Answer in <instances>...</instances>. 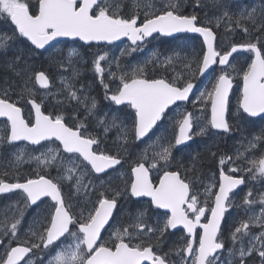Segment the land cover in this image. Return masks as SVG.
<instances>
[{"label":"snow or ice","instance_id":"obj_1","mask_svg":"<svg viewBox=\"0 0 264 264\" xmlns=\"http://www.w3.org/2000/svg\"><path fill=\"white\" fill-rule=\"evenodd\" d=\"M184 2L166 0L157 7L152 0H132L131 14H126L114 0H36L35 4L30 0H0V19L14 26L10 34H0V54L11 55L7 67L23 81L20 91L14 93L17 99H12V86L0 94V118H4L7 129L0 143L23 141L39 146L34 151L40 153L28 154V160H34L40 169L34 178L23 182L0 179V194L16 193L19 197L15 205L8 206L11 219L5 215L0 220V264H255L256 260L264 264V191L254 196L250 187L241 203H234L241 186L258 179L264 183V154L258 158L246 155L258 142H264V132L249 140L244 152L219 158L218 180L205 186L203 200L179 167L173 170L174 153L195 136L207 135L209 130L232 131L227 118L232 73L242 80L237 110L241 117L264 114V6L241 10L233 20L229 0H213L223 10L229 30L234 23L244 25L246 35L254 34L247 43L222 49L212 20L206 17L202 22L194 11L185 14L181 10ZM202 6V0H194V7ZM220 19L216 18V27ZM175 33H196L203 38L195 59L184 64L190 70L188 76L178 73L171 79L156 78L146 75L143 65L124 67L119 57L109 59L107 51L95 54L92 68L108 102V111L103 114L83 86L75 87L80 75L75 62L51 55V66L71 70L70 75L60 77L61 88L55 95L64 99L58 104L75 103L67 119L63 112L46 114L44 99L53 95L51 79L46 70H36L31 60L55 48L61 38L82 41L89 47L93 43L106 47L127 38L135 47L122 50L123 57L142 50L153 34ZM241 50L252 56L246 68L237 70L230 58ZM70 56L78 57L79 53L73 51ZM160 63L171 67L175 61L167 57ZM209 71L215 74L210 87L190 101L197 80ZM35 85L45 90L39 98ZM178 102H190L194 108L199 104L201 113L210 110V115L202 121L194 112L179 110ZM174 105L176 116L171 115ZM167 119L173 120L176 129L172 139H153L159 123ZM113 131L115 153L107 145ZM132 144L145 147L131 163L124 187L106 186L103 177L124 166ZM24 157L20 150L12 166L18 169ZM241 160L247 166L237 163ZM227 164L233 166L225 171ZM50 169L57 175L52 176ZM189 171L192 169L185 168ZM65 187L69 189L67 196ZM145 197L149 198L148 207L128 212L127 224L117 219L121 201ZM41 205L45 206L41 215L25 232L27 210ZM77 207L81 211L77 212ZM231 207L241 208L247 219H241L225 237L222 222ZM178 227L186 233L183 244L165 250L171 230ZM106 231L107 238L102 235ZM40 253L45 256L40 257Z\"/></svg>","mask_w":264,"mask_h":264},{"label":"flooded vegetation","instance_id":"obj_2","mask_svg":"<svg viewBox=\"0 0 264 264\" xmlns=\"http://www.w3.org/2000/svg\"><path fill=\"white\" fill-rule=\"evenodd\" d=\"M31 3L35 4L36 0H30ZM138 2L142 3L143 0H138ZM152 2L157 6V3L159 0H152ZM166 0L163 2H159V6L163 3H165ZM114 3H118L121 5L122 10L126 14H131L132 10V0H114ZM230 8H229V14L233 16V20H235L236 16L239 14L241 10L245 9H251L253 7L260 9L262 6H264V0H229ZM202 7H194V0H185L184 7L181 9L185 12V14H190L193 11L198 15L200 18V21H205L206 17L207 19L212 20V27L213 30L217 34V44L220 48H224V36L228 34V21L226 18L222 17L221 9L218 8L216 5H214L213 0H202ZM158 6V7H159ZM143 10L141 9V12ZM221 17L220 19V26L216 27V18ZM244 25H241L240 27H237L234 23L232 24L231 29H243ZM251 28V25H248ZM13 25H11V22L9 20L0 19V34H10ZM238 36L235 37L234 35L232 37L233 44H240V43H247L250 39L253 38V35H246L244 32L238 31ZM202 38L198 35H193L190 33H185L180 36L176 37H165L162 35H154L153 37L147 38V42L144 44L143 49L140 51H136L131 53V55H126L121 57L120 53L124 49H129L131 47H135L130 44L129 41H124L122 43H116L108 46H96L93 44L92 47H89L88 45L82 44L80 42H67L62 43L60 45H68V46H80L83 49H86L89 51L92 56L91 60L93 61V57L97 52L101 51H109L113 57H119L120 60H122V65L129 67L127 65V62L130 60V64L133 65V62L136 61L140 63L141 65L144 64V60L152 61L156 60V57L159 59L156 61V63H147L148 65H153V67H159L161 65V61H163L167 57H173L175 63L171 67L175 66H184L185 63L191 62L195 59L196 54H198L202 48ZM230 47V46H228ZM153 53L156 54V56H153ZM244 55V56H242ZM151 56V57H150ZM252 56L251 53L242 52L238 55H236L232 59V63L236 62L238 58L241 59L242 62H245L244 57H247L248 60L246 62L250 63V57ZM11 59V55H3L0 54V83L2 80H6L8 75V67L7 62ZM33 59V57H32ZM166 66V65H164ZM182 73V72H181ZM178 73L173 72L172 78L176 76ZM184 76L190 75V70L184 69ZM214 73H210L208 76L200 77L197 80V85L200 88L203 86V89L206 87H210V81L214 79ZM234 79V88H233V98L234 96L240 95V91L242 89V80L240 79V76L237 75V73H232ZM4 90V89H3ZM0 88V94H2L3 91ZM14 94V92H13ZM195 97V96H194ZM194 99V98H193ZM192 99V100H193ZM233 102V99H232ZM231 102V105L233 107V103ZM186 107L188 111L194 112L197 116L198 109L193 107L192 103H189L188 105H181V108ZM232 107L229 109L228 113V120L229 123L233 126L232 131L230 133L224 134V133H216L209 130V133L203 137L208 138L211 135L214 136L215 139L218 140H233V157H235L237 151L244 152L245 148L248 145V141L251 140L254 136L261 134L264 132V116L258 119H251L248 118L245 114H243V117L241 115H237V117L232 116ZM174 110H177L176 107ZM206 115H210V110L206 112ZM234 119H237V121H234ZM7 129L4 124V120L0 121V137H2L6 133ZM214 131V130H213ZM196 139H201L200 136H195ZM264 142H258V146L256 149L257 155L255 158H258L261 154H264ZM15 148L16 145H10L7 143H0V170L5 171V173H8L10 176L14 174L15 167L12 166V163L14 162L15 158ZM189 146L186 148H183L181 150L185 155L189 153ZM176 157V161L173 163V170H175L177 167H179V170H181L182 176H187L188 179H190L194 185V191H197L200 194L201 200L205 198V186H202L204 182L208 180V178L211 176V174H208L206 177L198 176V179H194L193 174L189 172H185L183 169L187 168L186 164H181L179 166L178 160H177V154L174 153ZM242 167L247 166L246 161L241 160L238 161ZM233 166L232 164H227L225 166V171H227L228 167ZM183 167V169H182ZM214 176V180L212 182H215L218 180L219 176V169L215 173L212 174ZM0 179H4L6 182H12L9 179H5V177L2 176L0 172ZM207 186V185H206ZM252 187L254 189V196L258 192L264 191V183H262L259 179L251 181V183H248L244 185L242 188L237 189V195L234 197V203L236 205H239L241 203V199L243 195L247 192L248 188ZM69 190V189H68ZM16 196L18 195L16 193H11L8 195H0V203L3 202L4 205L0 208V220H3L5 215L8 216L9 219H11L12 212L9 210V205H15L16 204ZM75 199V198H74ZM7 202L8 204H6ZM148 201L145 200H135L129 203H125L124 201H121L122 209L121 214L117 216V219L127 224L128 223V212H135L137 210L145 209L148 207ZM75 204V202H74ZM209 204H211V200H209ZM44 208V205H41L40 208H36L35 206L28 209L27 213L25 215L23 226L25 232L28 229V226L32 224L33 220L37 219L38 215H40L41 210ZM254 209L256 211L259 210V205L254 206ZM241 219H247V216L244 214L243 210L238 207H231L229 211L225 214V220L222 224V230L224 233V236L227 237L230 234V231L233 229L234 225L238 224ZM204 222V221H202ZM198 231H200L198 229ZM253 231H259V229H253ZM108 232L102 233V235L107 238ZM186 233L183 230L178 231H172V234L168 237V243L165 246V250H168V248L173 247L174 245H181L183 244L182 237L185 236ZM2 251V250H0ZM40 257H44V253L39 254ZM33 259L36 260L37 257L33 256ZM255 264H259V261L256 260Z\"/></svg>","mask_w":264,"mask_h":264},{"label":"trees","instance_id":"obj_3","mask_svg":"<svg viewBox=\"0 0 264 264\" xmlns=\"http://www.w3.org/2000/svg\"><path fill=\"white\" fill-rule=\"evenodd\" d=\"M86 50V49H84ZM87 51V50H86ZM36 56V55H35ZM33 56V59L31 60L32 65L36 70H46V72L51 76L52 83H53V95H50L44 102V110L46 113H53L56 114L57 112H63V114L70 115L71 107L74 106V103L72 105H69L67 101H64L63 106L58 104V101L63 100V95H55L60 90V85L58 82V77L61 75H65L64 71L61 69H57L56 67L51 66L50 64L47 65L46 60H43L42 55H37L36 57ZM65 58V57H60ZM78 61H81L78 63ZM75 67L79 70V77L78 80H76V84H81L84 88L90 89L93 96L97 95L102 101L103 98V87L100 85L99 80L96 79V76L94 74V71L92 69V60L90 58H85L81 56L78 59H75ZM180 68V71L178 72L177 69ZM184 66H175V67H169V66H159V67H152L149 65V68L145 70V74L148 76L159 78L160 76H166L167 78H172V73H181L184 71ZM8 75L6 80H2L0 83V88L6 89L10 86L13 87L14 93H18L20 91L21 86L23 85V81L17 77L12 70L9 68ZM68 75L71 74V70L69 69ZM91 74V75H90ZM66 75V76H68ZM93 76V77H92ZM97 82H96V81ZM97 83V84H96ZM56 86V87H55ZM35 88L38 93V98L41 94H43V91H41L37 85H35ZM87 95H89L87 93ZM90 96V95H89ZM12 99H17V96L15 94H12ZM232 107V105H231ZM81 113H83V106L80 107ZM82 118V117H81ZM173 120L169 122V125H173ZM176 129L173 126V133L172 137L175 133ZM213 132V131H212ZM107 145L109 148H111L112 152L115 153L117 151L116 146L114 143H108ZM140 147V146H139ZM139 147H136L134 144L129 145L128 147V154L130 155V158H127L126 156V162L124 165L128 163H132L137 158L136 151ZM189 153L185 155L183 152H175L177 154V160L179 166L182 164H186L188 169H192V171H189V173L193 174V178L198 179V176L206 177L208 174H213L219 169V158L221 156H232L234 152L233 148V140H218L215 139L214 136H210L208 138H202V139H195V141L190 144L189 146ZM212 153H216V159L212 156ZM215 163V165H214ZM130 168V166H129ZM183 169V167H182ZM185 171V168L183 169ZM40 171V169H35L28 165H19V168H15V172L13 175H5V171L0 170L1 174L5 179H9L10 181H17V179L20 180V182H23L24 179L35 176L36 172ZM181 171V170H180ZM123 187V186H118ZM65 195L67 196L69 194L68 188L65 187L64 189ZM16 202L19 201V197L16 196ZM73 203H76V199L73 198ZM85 201L83 198L80 199L79 203L80 205H83ZM8 204L7 202H5ZM4 205L3 202L0 203V208ZM80 207L76 208V211H80Z\"/></svg>","mask_w":264,"mask_h":264},{"label":"rangeland","instance_id":"obj_4","mask_svg":"<svg viewBox=\"0 0 264 264\" xmlns=\"http://www.w3.org/2000/svg\"><path fill=\"white\" fill-rule=\"evenodd\" d=\"M164 0H159V2H163ZM157 3V7L159 6L160 3ZM231 5V4H230ZM221 12H223V10L221 9L220 10ZM229 11V9H228ZM228 24V23H227ZM226 31L228 30V34H226L224 36V48L225 49H228L230 47L228 46H231L233 44V40L235 37H237L238 35V31H241V32H244L243 29H225ZM236 35L233 39L232 37ZM59 45V44H58ZM57 45V46H58ZM73 51H75L76 53H79V56H70V53H72ZM109 53V59H112V55L111 53L108 51ZM53 54H56L58 58L60 57H65V58H60V59H63L65 62H67L68 59H72L74 62H75V59H78L80 58L81 56L85 57V58H90L91 60V56L92 54L89 52V51H86L84 50L82 47L80 46H68V45H59L58 47H55L53 48V50H50L48 53L44 54L43 55V60L45 59L46 60V63H48L47 65H49V57ZM37 56V55H36ZM244 56V55H242ZM151 57V56H150ZM94 59V57H93ZM245 59V62H242L240 58H238V60L236 62H234V64L236 65L237 67V70H239L241 67H244L246 68V62L248 60L247 57H244ZM147 60L145 59L144 60V64L143 66H145V70L147 68H149V65L146 64ZM81 62V61H78V63ZM122 62V60H121ZM76 63V62H75ZM127 65L131 66V67H135L137 65H141L140 63L134 61L133 62V65L130 64V60L129 62H127ZM123 66V65H122ZM153 67V65H150ZM126 67V66H124ZM93 69V68H92ZM62 70V69H61ZM115 70V68H114ZM63 71V70H62ZM177 71L179 72L180 71V68L177 69ZM67 73L68 72H64L65 76L68 75ZM182 73H184V71H182ZM60 77H58V82H59V85H60V88H61V84H60ZM78 80V79H77ZM118 83V81H117ZM115 85H113L114 87ZM75 87L77 89H79L81 87V84H76L75 82ZM84 88V87H83ZM205 89V88H204ZM203 89V86L200 88V90L196 93L195 97L193 100H195L198 96H199V93L201 91L204 90ZM52 93H54L52 91ZM84 93L87 95V93L90 95V97H94L97 102H98V108L101 109V114H103V112H107L108 111V102L105 101V100H101L97 95L93 96V94L91 93L90 89H86L84 88ZM49 96H47L45 99H44V102H46L45 100L48 98ZM103 98H104V91H103ZM238 96H234L233 98V107H232V116L234 117H237V115H240L238 113ZM185 105H188V104H185ZM196 108L198 109V113H197V117H200V119L203 121L204 120V116H206V113H201L200 111V105L197 104ZM184 109H187L186 107L184 108H180L179 110H184ZM177 111L178 110H173V113L171 114L172 116H176L177 115ZM66 119L68 118V115L64 114ZM171 121V119H167L165 120L163 123H160L159 124V127L156 128L155 130V135L153 136V139H156V137H160L162 138V141L163 142H166L167 140H171L172 139V133H173V125H169V122ZM234 121H237V119H234ZM209 133V132H208ZM206 135L204 136H200V138L202 139L203 137H205ZM116 139V133L115 131H113L112 133L109 134V137H108V140L107 142L108 143H112L114 142ZM145 147V145H140V147L138 148V150L136 151V154L138 155L139 152ZM37 148V147H29V146H17L15 148V155H18L19 154V151L20 150H23L25 152V162L20 164V165H28V166H31L35 169H38L37 168V164L34 160H28V154L31 153L32 155H39L40 153L39 152H36L34 151V149ZM40 151H44V149H41ZM246 155L249 157V158H253L257 155L256 153V149H253L249 152L246 153ZM15 159V158H14ZM133 162V161H132ZM131 165V163H128L126 165H124V167L122 168H119L118 171H115L113 173H110V175H107V176H104L103 177V180L105 181L106 183V186L110 185L111 187H118V186H123L124 187V181L127 180L128 178V174H129V166ZM51 172V175L52 176H56L57 173H56V170L55 169H50L49 170ZM155 175V174H154ZM212 180H214V176L211 174V176L208 178V180L206 182H204L202 184V186H206L208 185L210 182H212ZM99 183V182H97ZM67 188V187H66ZM122 188V187H121ZM92 199H95V196H92ZM17 203V202H16ZM85 203V202H84ZM83 203V204H84ZM45 207V206H44ZM81 211V209H80ZM41 215V213H40ZM40 215H38L37 217H39Z\"/></svg>","mask_w":264,"mask_h":264},{"label":"water","instance_id":"obj_5","mask_svg":"<svg viewBox=\"0 0 264 264\" xmlns=\"http://www.w3.org/2000/svg\"><path fill=\"white\" fill-rule=\"evenodd\" d=\"M182 34H185V33H175V34H173L172 36H165V37H176V36H180V35H182ZM190 34H193V35H198V36H200L199 34H196V33H190ZM154 35H160V34H153V36ZM201 37V36H200ZM150 38V37H149ZM202 38V37H201ZM203 39V38H202ZM124 41H129V40H127V38H122L120 41H116V42H114L113 44H116V43H121V42H124ZM61 42H81V43H84V42H82V41H73V40H71V39H69V38H61ZM130 42V41H129ZM131 43V42H130ZM93 44H95V43H93ZM57 45V44H56ZM51 49V48H50ZM49 49V50H50ZM241 52H245V51H238L237 53H234L233 54V57H235L237 54H239V53H241ZM233 58H230V60H232ZM214 67H216V66H214ZM210 72V71H209ZM208 72V73H209ZM208 73H206L204 76H206ZM203 77V76H202ZM51 79V78H50ZM38 86V85H37ZM39 87V86H38ZM51 88H52V80H51ZM233 88H234V83H233ZM233 88H232V90H233ZM42 90V89H41ZM232 90L230 91V95H229V101H230V99H231V95H232ZM42 91H44V90H42ZM194 92H195V89H194ZM194 92H193V94H194ZM193 94L190 96V99H191V97L193 96ZM178 103H181V104H186V103H189V102H178ZM173 107H175V105L174 106H172V108ZM247 115V114H246ZM264 116V114H261L260 116H258V117H249V118H251V119H258V118H261V117H263ZM227 118H228V113H227ZM1 120H4V118H0V121ZM215 131H217V130H215ZM193 140H191V141H189L188 142V144H190L191 142H192ZM21 143H26L27 144V142H23V141H21V142H17L16 144H21ZM42 143H46V142H42ZM187 144V145H188ZM30 145V144H29ZM33 146V145H32ZM185 146H180V149H182V148H184ZM119 168V167H118ZM244 186V185H243ZM243 186H241V188L243 187ZM7 194H10V193H6V194H0V195H7ZM149 198H139L138 200H148ZM160 211H163V210H160ZM222 224H223V222H222ZM178 230H182L181 228H179L178 227V229H176V230H172V231H178Z\"/></svg>","mask_w":264,"mask_h":264},{"label":"bare ground","instance_id":"obj_6","mask_svg":"<svg viewBox=\"0 0 264 264\" xmlns=\"http://www.w3.org/2000/svg\"><path fill=\"white\" fill-rule=\"evenodd\" d=\"M36 57V56H35ZM32 62V61H31ZM91 75V74H90ZM93 77V76H92ZM96 79H97V77H96ZM96 81V80H95ZM97 82V81H96ZM99 83V82H98ZM97 84V83H96ZM56 87V86H55ZM54 88V87H53ZM215 159H216V157H215ZM214 165H215V163H214Z\"/></svg>","mask_w":264,"mask_h":264}]
</instances>
